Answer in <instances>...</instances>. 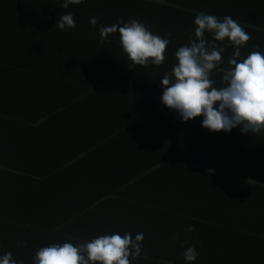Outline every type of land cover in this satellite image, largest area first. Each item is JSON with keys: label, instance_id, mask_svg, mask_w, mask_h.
I'll use <instances>...</instances> for the list:
<instances>
[{"label": "trees", "instance_id": "1", "mask_svg": "<svg viewBox=\"0 0 264 264\" xmlns=\"http://www.w3.org/2000/svg\"><path fill=\"white\" fill-rule=\"evenodd\" d=\"M63 2L0 0V129L19 130L14 134L21 147L17 157L23 162L21 175L9 176L1 175L5 164L0 161V258L11 252L14 260L21 256L17 262L34 264L41 247L64 242L75 246L96 234H116L109 223L117 221L118 228L128 232L132 224L157 223L168 236L143 244L141 255L130 257V264H188L182 252L192 245L198 252L192 264H264V229L258 223L264 215L251 207H264V195L249 196L250 182H245L246 193L235 197L230 185L210 181L222 175L215 174L219 170L212 158L203 161L204 151L222 132L208 134L202 116L182 121L154 96L164 74L178 62L175 52L194 38L198 14H173L183 24L170 37L149 28V14L159 8L196 13V4L84 0L65 9ZM69 13L75 27L59 29L57 20ZM119 14H144L148 30L169 39L161 65L133 64L120 46L118 31L101 38V26L128 22ZM92 17L97 18L95 26ZM221 56L223 62L210 78L230 69L231 52ZM128 86L145 89L151 100H139L121 117L115 97ZM65 100L76 103L68 107ZM61 115L63 120L54 124ZM70 119L80 126L84 139L73 131ZM106 137L110 149L115 144L111 138H122L120 155L95 144ZM65 139L77 146H67ZM79 153L87 159L89 154L102 155L110 162L111 176H86L88 162L77 165ZM47 154L52 158L44 170ZM253 163L257 171L249 170L248 176H263L264 162L254 158ZM54 172L64 176H52ZM142 174L146 176H136ZM215 206H226L228 212L213 211ZM190 225L193 232L186 231Z\"/></svg>", "mask_w": 264, "mask_h": 264}, {"label": "clouds", "instance_id": "2", "mask_svg": "<svg viewBox=\"0 0 264 264\" xmlns=\"http://www.w3.org/2000/svg\"><path fill=\"white\" fill-rule=\"evenodd\" d=\"M83 2L64 0L63 8ZM97 22L96 17L90 19L93 26ZM194 23V38L190 37V44L175 52L178 63L161 80L162 104L178 113L184 122L202 116V127L210 132H231L239 126L243 134H260L264 131V54L253 51L241 59L240 49L250 40V35L231 16L221 19L199 13ZM55 25L61 30L66 26L74 28L75 20L69 13L61 16ZM117 31L120 46L133 64L159 66L164 62L169 39L154 35L136 19L99 28L102 39ZM206 33L212 34L211 40L205 38ZM167 35L170 37L171 33ZM225 39L234 52L229 60L230 69L221 70L223 86L216 88L210 75L223 62L221 53L225 48L217 42ZM194 230L191 225L186 229L187 232ZM143 239V233L136 234L135 238L130 233L123 236L117 233L75 246L70 242L53 243L35 253L34 264H130V257L135 259L141 255ZM182 255L192 264L198 257L196 245L187 247ZM0 264H24V261L17 262L9 252L0 258Z\"/></svg>", "mask_w": 264, "mask_h": 264}, {"label": "crops", "instance_id": "3", "mask_svg": "<svg viewBox=\"0 0 264 264\" xmlns=\"http://www.w3.org/2000/svg\"><path fill=\"white\" fill-rule=\"evenodd\" d=\"M184 4H187L189 6L196 4V8H194V10H197L196 13L189 12L191 10L187 9L177 11L172 8H167L163 10H161L162 8H159L158 11H155L153 14H149V28L152 30L154 28H158V30L155 31L158 34L174 33L177 30V27L183 24V21L182 19H180L181 17L179 15H176L174 17L173 14L207 13L216 15L218 18L221 19L227 15L231 16L234 20H236L240 24V26L244 28L245 31L250 35V40L247 41L246 44L240 49L241 59L247 58V56L253 51H259L261 52V54H264V0H186V3ZM143 15L144 14H119L121 18L128 17V21L131 19H136L142 23L145 20V18L142 17ZM253 22H259L262 25H254ZM161 37L165 38L163 36ZM205 38L211 40L212 34L206 33ZM223 42L229 43V46H227L228 49L225 48V51H229L233 55L234 49L231 46L230 42L227 39H225V41ZM217 43L222 44V42ZM150 75H152V73H150ZM210 79L214 81L213 87L220 88L221 86H223L221 83L222 76L211 77ZM162 94L163 88L160 87V90L156 92V95H154L156 100L162 101ZM117 95L118 96L115 97V100L119 104L117 113L121 114V117L126 116V114H128L135 107L139 100H151L149 92H147L145 89H140V87L135 86H128L126 87L124 94L117 93ZM55 103L56 102H50V104H52L53 106ZM75 103V101L68 100H65L64 102V104L68 107L72 106ZM165 109L167 111H172L169 110L166 106ZM62 120L63 116L61 115L56 118L54 124L60 123ZM150 120L154 119L151 118ZM1 124L3 125V121ZM70 126L77 135L84 139L82 129L71 119ZM16 131L19 130L10 126L4 127L3 131L2 129H0V161L5 164L4 171L1 175H21L20 167L21 165H23V162L20 158V155L19 157H17V149L21 147L19 146V142L14 134V132ZM221 132V136H215L213 139H211L213 141V144L215 145H213L210 150L204 151L203 161L205 163H208V159L212 158L214 165L217 166V169L219 170L215 174H221L222 176H216L214 178L208 179L213 182L220 181L222 187H227V185H230L232 189V194H234L235 197H243V195L246 193L244 190L245 182H250L248 185L249 196L253 195V192L255 194L264 195V175L260 176L257 174L253 176H248L247 174L249 170H251L252 172L257 171V168L253 163L254 158H259L262 162H264V131H262L260 134L254 135L250 133L243 134L241 132L240 127L238 126L232 129L231 132ZM210 133L212 132H209L208 134ZM232 133L238 136L237 139L234 140L231 137L229 138V136H227ZM111 140L115 142L114 146L111 149L109 145V137H106L95 144L102 148L115 151L120 155L122 149V138L118 139V141H116L114 138H111ZM65 144L70 147L77 146V144L73 140L69 139H65ZM219 144H221L222 146ZM123 148H125L124 145ZM26 154L31 156H37V154H32L31 151H28ZM78 156H80L81 159L77 161V165L83 164L84 162H88L86 176H111L109 173L111 168L110 162L108 163L107 161H105L102 155L89 154L87 155L88 159L85 158L84 155H82L81 153H79ZM51 158V155L48 154L45 157L44 170L46 168L47 162ZM35 166L36 165H34L33 167L35 168ZM186 166L190 167L191 165L187 164ZM1 170H3V167H0V171ZM72 171L70 173H72ZM54 173L55 174L51 175L64 176V174L60 172ZM136 176L146 175L142 174ZM141 180L143 181V183L148 184L142 177ZM52 187H55V185H53ZM235 189H237V191H235ZM251 207L255 210L257 214L264 215L263 206ZM213 211L222 213L228 212L226 211V206H223V208L215 206L213 208ZM87 223L90 224L89 222ZM117 223V221H110L109 223L115 225V227L117 228L118 231H116V234L118 233L123 236L125 233H130L132 237L135 238L136 234L143 233L144 239L142 241V244L145 245L149 244L154 239L158 242V239L163 237L166 239L168 237L167 235L164 236L161 234V230L158 227L157 223L156 226L152 225L149 227H147L146 225L139 226L132 224L131 226H127L129 232L126 231V227L123 229L118 228ZM258 223H260L262 229H264V217ZM153 229L157 230L159 234H154ZM100 231L101 230H98V232ZM149 234L153 235L149 236ZM99 236H101V234H96V236L91 238L90 241ZM17 239L21 240V236H17ZM19 257L21 256L15 255L16 260L20 259Z\"/></svg>", "mask_w": 264, "mask_h": 264}]
</instances>
